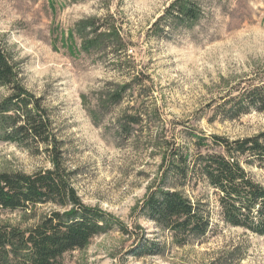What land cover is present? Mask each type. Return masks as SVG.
<instances>
[{
	"label": "rangeland",
	"instance_id": "obj_1",
	"mask_svg": "<svg viewBox=\"0 0 264 264\" xmlns=\"http://www.w3.org/2000/svg\"><path fill=\"white\" fill-rule=\"evenodd\" d=\"M185 1L0 0V46L48 118L59 168L79 201L114 223L62 264H264V236L222 223L202 181L175 186L210 218L199 240L181 245L138 211L170 182L163 171L174 147L192 153V136L264 131V112L215 113L232 88L264 73V0H188L193 20L170 10ZM12 93L0 85V102ZM53 169L52 146L0 142V173ZM245 169L264 187V170ZM57 211H0V224L28 229ZM145 242L161 254L139 257Z\"/></svg>",
	"mask_w": 264,
	"mask_h": 264
},
{
	"label": "trees",
	"instance_id": "obj_2",
	"mask_svg": "<svg viewBox=\"0 0 264 264\" xmlns=\"http://www.w3.org/2000/svg\"><path fill=\"white\" fill-rule=\"evenodd\" d=\"M172 9L175 16L187 20L197 16L195 4L188 0L171 5ZM251 80L232 88L215 107V113L233 120L250 112H264V73ZM0 85L13 90L0 102V142L52 146L54 164L53 170L33 175L0 173V211L25 212L48 204L61 210L28 229L0 224V264H62L66 254L83 250L91 239L108 233L113 220L79 201L68 175L59 168L48 118L39 101L21 89L1 46ZM191 142L192 153L174 147L163 171V177L173 183H164L150 192L139 214L172 233L181 245L188 239L203 238L211 227L208 214L175 190L177 184L202 181L216 197L222 223L264 236V187L254 182L245 169L264 170V131L232 141L215 135L192 136ZM160 254L157 245L145 242L138 256Z\"/></svg>",
	"mask_w": 264,
	"mask_h": 264
}]
</instances>
